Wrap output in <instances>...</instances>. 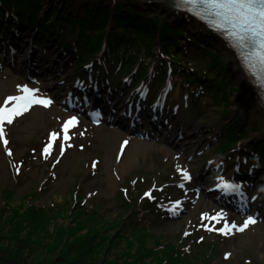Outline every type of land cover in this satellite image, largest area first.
Instances as JSON below:
<instances>
[{
    "label": "rangeland",
    "instance_id": "obj_1",
    "mask_svg": "<svg viewBox=\"0 0 264 264\" xmlns=\"http://www.w3.org/2000/svg\"><path fill=\"white\" fill-rule=\"evenodd\" d=\"M28 1L35 6L33 10L40 9L39 20L45 23L52 15L68 22L72 19L85 22L97 19L100 13L105 11L116 14L117 7L121 4L134 5L149 20L160 19L162 22H171L186 31L185 38L189 37V39L185 40L190 42L184 41L183 46H194V49L191 48V54L194 58V67H197L193 69L197 72L207 69L209 62L215 57V61L220 63L221 67H226L225 70L219 67V72L213 73L222 81L220 87H215V97L203 96L200 86H196L193 90L194 107L184 110L180 120L184 127L180 131L194 136L196 135L194 131L201 129L202 134L198 138H191L188 145L185 141L180 146H176L173 142L175 138L168 143H162L158 139H137L106 124L94 126L84 117L78 118V123L69 129L70 139L65 141L62 125L76 115L62 110L64 97L53 100L48 107L33 106L28 112L17 117L12 124L5 123L4 134L9 143L5 146L0 138V209L4 207L6 210L23 212L30 204L61 207L59 211L48 214V217L45 216L47 223L39 228L43 230L42 235L36 236V233L33 235V239L43 237L41 243L44 250L41 254L38 253L39 259L48 258L53 250H66L67 246L72 247V255L75 252L74 257L78 258L77 251H80L78 248L85 249L89 245L92 252L90 259L93 263L158 264L156 260L160 253L149 256L143 254L139 240L119 241L115 229L93 218L77 217L73 210L76 204L87 209L94 205L95 208L100 206L102 208L99 210L108 212V221L115 223V219L118 222L121 221L122 215L123 218L125 217L122 213L118 214L123 208L120 207V195L128 200L134 195L141 194L140 204L144 202L145 208V203H149L147 206L149 212L141 219L130 214L129 221L132 225L137 221L142 222V219L146 220L147 224L153 223L152 231L160 237L158 240L162 247L163 244L175 240L180 247L183 246L182 249L186 253H189L187 256L192 254L198 256L201 253L208 255L210 251H207L206 247L210 246L214 254L210 256L212 264H264V219L256 220L255 224H250L243 231H236L234 228L230 234L216 231L224 227L225 222L230 228L233 224L238 227L247 216L235 214L214 203V200L208 199L206 193L199 192L195 181L198 178L200 184H203L205 180L202 176L206 175L208 170L205 169L210 165L209 163H219L220 167L225 168L224 158L215 153L219 150L217 142H213V140L217 141L223 127L236 128L237 124L243 127L245 138L237 153L244 149H252L256 145H264V120L252 121L245 116L243 110L250 109L243 101L247 91L239 84L240 75L236 72L228 48L220 45L223 43L222 39L212 32L205 36L192 32L187 23L171 18L154 6V3L144 0ZM106 26V36L109 35L108 32L114 31L111 29L114 27L116 29L113 20ZM67 28L65 42L75 38L71 34L74 31L73 27L68 25ZM28 35L32 39L27 36L28 39H25L17 49L20 53L27 54L31 51V46L27 48V45L33 43L38 36L34 32H28ZM204 42L207 43L209 53L200 47ZM59 46L60 43L56 44L52 54L47 57L54 55L51 60L53 61L54 58L59 60L57 65L51 64L49 68V70L53 69L56 75L47 77L44 83L40 81L35 83L34 77L28 79L16 68L3 69L0 72V105L4 104L8 96L19 95L18 86L32 85L33 88L39 89L38 95L52 100L62 92L65 93V88L79 85L80 81L77 80L81 78V74L77 66L63 68L71 58L62 55ZM185 50L188 52L189 47ZM37 55L44 61L40 52H37ZM2 57L3 54L0 55V65L3 66ZM165 59L171 61L168 57ZM177 59L179 60V57ZM10 62L8 60V63ZM223 80L229 83L230 91L222 89L225 86ZM60 86L63 90L58 89ZM225 96L227 97L224 98ZM189 98L184 97L180 101L183 104L190 103ZM53 132L59 133L55 140L51 135ZM123 141L128 143L122 149ZM49 144L52 146L45 158L43 150ZM138 145L141 150L134 151ZM9 149L12 155H8ZM128 160H131V166L128 171L123 172ZM181 170H186L191 179H184ZM231 172L230 176L234 175L235 171ZM208 177L206 175V181L222 178L219 174L212 178ZM110 179L115 182L114 187L107 186ZM258 191L251 199H258L256 197L262 193V190ZM146 192H150L155 198H148L144 195ZM175 201H180V205L174 208ZM258 201H262L261 197ZM221 212L222 217L212 219ZM0 217L2 220L8 219L12 224L18 222L11 214ZM28 230H33V227L30 225ZM58 233L60 242L64 237L63 247L60 249L54 245ZM147 241L149 248L157 244L149 237ZM195 246L205 248L199 252L195 251ZM225 253L229 255L225 257ZM54 257L59 258L57 253ZM166 259L169 264L173 263V256H166ZM190 264H200L199 258L196 257L195 262Z\"/></svg>",
    "mask_w": 264,
    "mask_h": 264
},
{
    "label": "trees",
    "instance_id": "obj_2",
    "mask_svg": "<svg viewBox=\"0 0 264 264\" xmlns=\"http://www.w3.org/2000/svg\"><path fill=\"white\" fill-rule=\"evenodd\" d=\"M33 7L35 6L28 0H0V22L4 21L1 23H5V25L11 27L17 23L16 20L18 19L21 25L31 26L34 29L41 30V37H49L52 33L57 31L59 26L64 29L68 25H71L75 29V32H79L80 34L79 45H72V47H77L80 53L83 54V57H80L78 61V65L81 69L85 64L91 62L90 60L95 57L106 44V25L113 20L116 29L111 34V37L108 38L109 51L117 66H123L125 71H133L139 63H142L143 68L146 69L147 66L155 62L162 65V72L164 75L165 71L169 68H172L176 73L179 78L175 80L177 92L181 85L186 89L201 85L205 87V92L211 97L214 96V93L216 94L215 89L220 87L219 85L222 83L221 79L215 77L213 73L219 72V67L224 70L226 67H221L220 63L215 61L216 57L209 62L210 65L207 69H201L197 72V70L193 69L197 67H194L195 63L192 55H184L182 41L188 42L185 39H189V37L185 38L186 31L176 27L171 22H162L160 19L151 21L143 13H140L138 8L134 5L126 6L121 4L117 7L116 14H113L111 11L110 13L105 11L100 13L101 15L98 16L99 19H90L85 22L76 19H72L68 22L52 15L51 18H48L46 23L38 22V13L40 9L36 8L35 11ZM41 24H43V26H41ZM206 44L207 43L204 42L200 47L206 49L207 53H209ZM158 49L171 58L175 64L173 65L165 60L158 59ZM196 54L198 55L199 53L196 52ZM178 57L179 60L177 59ZM223 81L225 86L222 87V89L230 91L229 83L225 80ZM181 92L182 90L180 93ZM226 97L227 96L224 98ZM224 101L228 103L227 100ZM243 130L240 124H237L236 128L227 127L223 133V140L219 150L220 153L228 154L237 148L238 144L245 138V132ZM254 149L258 151L260 157L264 158V145L254 146ZM140 196L141 194H137L127 200L120 195V207L123 208H121V212H118V214L122 213L125 217L123 218L122 215L121 221L118 222L115 219V223L108 221V212L99 210L102 208L100 206L95 208L96 206L94 205L87 209L86 207L80 206V204H76L73 210L77 217L83 216L85 219L93 218L103 225L106 224V226L111 229H115V234L119 241L128 242L129 240H139L138 242L142 245L143 254L149 256L160 253L156 260L158 264H169L166 256H173V263L170 264L194 263L196 257L199 258L200 264H212L210 256L214 254L210 246L206 247L207 251H210L208 255L201 253L198 256H196V254L187 256L189 253H186L182 249L183 246L180 247L175 240L163 244L162 247L158 240L160 237L156 236L153 233L154 231H152V227H154L152 226L153 223L147 224L146 220L142 219V222L137 221L132 225V222L129 221L130 214H134L137 219H141L149 212L147 207L149 203L146 202L144 208V202L140 204ZM60 208L61 207L57 206L41 207L33 204H30L23 212L6 210L4 207L1 208L0 216L4 214L8 216L11 214L18 222L12 224L8 219L2 220L0 217V264H97L93 263L90 259L92 252L90 251L91 248L89 245L88 248L85 249L78 248L80 250L77 251L78 258L74 257L75 252H73L72 255V247L67 246L66 250H53L50 252L48 258L44 260L39 259L38 253L41 254V251L44 250V246L41 243L43 237L40 236L33 239V235L34 233H36V236L42 235L43 230L39 228L40 226L46 225L45 216L48 217V214L59 211ZM136 212L139 214H136ZM142 212L144 213L142 214ZM27 221L30 223H27ZM149 221L153 222V220ZM30 225L33 227V230H28ZM47 234L49 235V233ZM44 237H46V235ZM148 237L154 239L157 243L152 248L148 246ZM59 238L60 234L58 233L54 240V245L58 249L63 247L62 239L64 237L61 239V242ZM142 238L145 241L142 240ZM204 248L205 247L199 248L195 246V251L200 252V250ZM55 253H57L59 258L54 257Z\"/></svg>",
    "mask_w": 264,
    "mask_h": 264
},
{
    "label": "snow or ice",
    "instance_id": "obj_3",
    "mask_svg": "<svg viewBox=\"0 0 264 264\" xmlns=\"http://www.w3.org/2000/svg\"><path fill=\"white\" fill-rule=\"evenodd\" d=\"M193 15L209 22L218 32L225 33L233 42V46L242 53V59L249 72L259 78V83L264 87V0H181ZM20 94L8 96L3 105H0V137L4 136L5 123L12 124L13 121L28 112L34 105L48 107L52 100L43 95H38L39 89L30 88L27 85L18 86ZM78 123L76 116L70 117L62 125L63 139L67 141L69 129ZM53 140L59 133L53 132ZM5 146L9 141L3 140ZM128 141H123L121 148ZM49 144L44 148L45 158L49 152ZM63 152H61V155ZM8 155H12L8 150ZM184 179H191L186 170H181ZM222 188L229 192L236 191L240 185L233 184L222 178ZM154 199L150 192L144 194ZM180 205V201L174 202V208ZM206 215V214H202ZM223 213H217L212 219L222 217ZM254 216H247L238 227L233 224L230 228L225 222L224 227L216 229L222 234H230L234 228L236 231H243L250 224H255ZM187 235V233H185ZM203 237H201V240ZM229 254L225 253V257Z\"/></svg>",
    "mask_w": 264,
    "mask_h": 264
},
{
    "label": "bare ground",
    "instance_id": "obj_4",
    "mask_svg": "<svg viewBox=\"0 0 264 264\" xmlns=\"http://www.w3.org/2000/svg\"><path fill=\"white\" fill-rule=\"evenodd\" d=\"M144 1H146L148 3H154V6H157V8L160 11H162V13L169 15L171 18H174L175 20L177 19L178 21H184L185 23H187L189 25L192 32H195V33H197L199 35H203V36H205V34L210 33V32L214 33L208 27L209 25H207L206 23L204 24L203 22H200V20H198L194 16H192L191 13L188 12L189 13L188 14L187 11L183 8L182 4L179 3L177 0H144ZM222 41L226 46L223 43H221L220 45L225 47V48L226 47L228 48V51L231 54V60L234 63V67L236 68V72L238 73V75H240L239 76V84L243 89H245V91H247V95L245 96L243 101L248 104L250 109H246V111L243 110L245 113V116L247 118H250L252 121L256 120V119L264 120V88L262 86H259L254 81V79L248 74V72H247L248 69L244 65L243 59L240 56L241 55L240 51L237 52L236 50L232 49L224 40H222ZM5 46L8 47L9 49L11 46L18 47V45L15 44L14 41H11L8 45L5 44ZM21 56L23 57V59L20 61V65L23 67L24 66L27 67L26 69H29L28 74H25V76H27V75L29 76V74L33 73V70H35V68H36L35 65L30 64V63H33V64L36 63L34 60L35 58H33V60L30 61V58L34 57V55L32 53H27V54L25 53V55H22V53H21ZM29 61H30V63H29ZM15 62H17V59ZM15 62L12 61L8 64L13 66L15 64ZM57 63H59V60H54L53 66L57 65ZM75 63H76V59L75 60L71 59V62L70 63L68 62L67 64H70V66H71V64H73V66H74ZM44 73H46V71ZM156 74H160V73L157 72ZM52 75H56V72L53 69H50L48 76H52ZM51 81H53V79H51ZM58 89L63 90V87L60 86ZM19 94H20V91H19ZM111 112L112 111H108V113H111ZM194 132L196 134V135H194L195 138H198L202 134L201 129H196ZM189 138H190L189 136L186 138L187 139L186 145L190 144ZM252 138H254V136ZM160 142L164 143L165 141L161 140ZM139 150H141L140 145H138L134 151L139 152ZM181 153H183V152H181ZM128 161L129 162L126 164V166L123 167V172L128 171L129 167L131 166V160H128ZM262 162H264V160H262L260 163H262ZM259 165L260 164H258V166ZM114 185H115V182L112 179H110L108 181L107 186L108 187H114ZM240 192H242V190H240V189L235 191V195L233 196V198H235V200H236V198L238 199V197H239L238 195L240 194ZM206 194H207L208 198L211 197L210 193L207 192ZM234 203L235 202H233V204ZM262 218L264 219V215H262Z\"/></svg>",
    "mask_w": 264,
    "mask_h": 264
},
{
    "label": "water",
    "instance_id": "obj_5",
    "mask_svg": "<svg viewBox=\"0 0 264 264\" xmlns=\"http://www.w3.org/2000/svg\"><path fill=\"white\" fill-rule=\"evenodd\" d=\"M176 27H178V26H176ZM178 28H180V27H178Z\"/></svg>",
    "mask_w": 264,
    "mask_h": 264
}]
</instances>
